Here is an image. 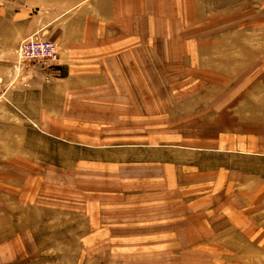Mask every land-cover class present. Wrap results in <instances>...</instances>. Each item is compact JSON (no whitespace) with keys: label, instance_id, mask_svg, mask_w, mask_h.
Returning a JSON list of instances; mask_svg holds the SVG:
<instances>
[{"label":"rangeland","instance_id":"1","mask_svg":"<svg viewBox=\"0 0 264 264\" xmlns=\"http://www.w3.org/2000/svg\"><path fill=\"white\" fill-rule=\"evenodd\" d=\"M0 185V264H264V0H0Z\"/></svg>","mask_w":264,"mask_h":264},{"label":"built area","instance_id":"2","mask_svg":"<svg viewBox=\"0 0 264 264\" xmlns=\"http://www.w3.org/2000/svg\"><path fill=\"white\" fill-rule=\"evenodd\" d=\"M57 54V46L53 41L31 37L19 46L15 68L18 69L25 62L56 60Z\"/></svg>","mask_w":264,"mask_h":264},{"label":"bare ground","instance_id":"3","mask_svg":"<svg viewBox=\"0 0 264 264\" xmlns=\"http://www.w3.org/2000/svg\"><path fill=\"white\" fill-rule=\"evenodd\" d=\"M0 187H1V185H0ZM3 191V190H2ZM6 192V191H5ZM16 198V197H15ZM18 202V201H17ZM20 203V202H19ZM16 215V214H15Z\"/></svg>","mask_w":264,"mask_h":264}]
</instances>
